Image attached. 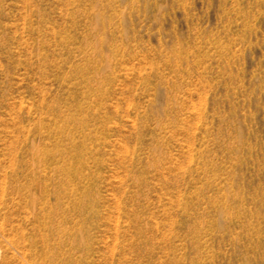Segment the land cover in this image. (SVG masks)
Returning a JSON list of instances; mask_svg holds the SVG:
<instances>
[{
    "label": "rangeland",
    "instance_id": "obj_1",
    "mask_svg": "<svg viewBox=\"0 0 264 264\" xmlns=\"http://www.w3.org/2000/svg\"><path fill=\"white\" fill-rule=\"evenodd\" d=\"M0 264H264V0H0Z\"/></svg>",
    "mask_w": 264,
    "mask_h": 264
}]
</instances>
